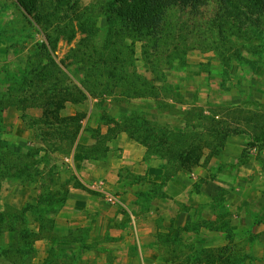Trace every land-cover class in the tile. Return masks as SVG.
I'll return each instance as SVG.
<instances>
[{
	"label": "rangeland",
	"instance_id": "374dc122",
	"mask_svg": "<svg viewBox=\"0 0 264 264\" xmlns=\"http://www.w3.org/2000/svg\"><path fill=\"white\" fill-rule=\"evenodd\" d=\"M107 1L80 0L81 8L88 6L96 20L94 26L97 32L90 36L91 44L87 45L86 42L82 44L83 49L87 51L98 48L104 40L107 22L103 12ZM214 4L213 0H204L199 5L186 6L175 13V17L187 20L184 30L187 31L189 24L188 42L193 48L185 55L179 53V59L173 58L171 64L164 65L166 83L171 89L164 90L157 98L146 97L128 101L119 99L118 89L115 90L114 96L95 92L92 95L87 94L80 103L68 102L62 114L79 115L82 118V128L94 129L109 118H117L118 115L131 111H142L151 120L176 130L183 129L187 118L195 117L196 111L193 109H202L206 114H217L218 119H226L231 125H238L248 132L229 136L218 155H211L205 149L197 164L178 170L176 175L180 174L181 179L187 180L189 174L196 172L198 178L193 183L194 191H198L203 183L218 175L226 181L229 176H234L233 184L224 189H216L212 199L213 205L211 204L209 208L201 206V213L197 214L195 219H190L191 225L198 222L202 229L181 230L179 235L183 245L179 248H173L172 245L164 247L157 240L158 229L162 226L158 221L160 217H156V211L167 207L163 204L153 205L152 198L147 199L145 196V193L153 187L151 185L154 182L153 175L151 174L150 177L147 173L141 175L133 172V168H138L143 162L141 150L144 152L145 149L127 133L121 132L112 139L109 143V152L112 154L108 152L104 158L96 160L97 163L91 164L92 160L80 159L77 170L83 173V183L75 175L64 176L65 181L59 176V173L69 166L65 157L81 158L79 151L73 148H66L62 152L41 151L38 154L39 167L44 171L55 173L58 184L67 188L66 180H68L76 186L81 184L88 191L84 193L85 196L79 197L86 202V207L82 211L72 212L70 208L64 207L65 204L61 205L60 201H56L54 206H58L59 210L53 216L61 233L67 232L68 223L71 221L86 219L84 222L87 229L81 228L79 231L80 234L85 233L87 237L88 248L83 254L86 264H128L122 261V255H118L117 252L124 253L131 244H134L132 248L136 251L137 244L142 243L143 239L145 245L150 240L148 246L151 247L150 249L159 251L158 257L162 264H185V258H182L181 254H191L198 249H204L205 252L193 264H223L216 257L219 254L223 255V260L227 264H233V261L239 258L241 260L239 264H249L251 258L248 254L259 248L257 244L260 234L259 223L263 221L260 210L245 212L244 207L247 205L248 209L252 210L253 206H257L260 202L264 204V142L253 140L250 135L253 129L251 131L247 129L245 118L264 121V16L250 12L249 19L237 18L236 24L233 20L224 21L222 18L224 28L220 35L215 24L221 19L217 16ZM213 20L215 24L211 29L208 24ZM84 36L85 34L78 32L69 43L59 40L55 52L57 59H64L69 49ZM110 37L116 40L115 36ZM41 38V29L30 23L17 6L16 0H0V88L4 89L6 86L4 72L18 74V69L25 64L31 44ZM126 40L127 43L130 41ZM178 42L180 47L184 46L181 40ZM132 46L134 52L130 54L134 58V67L140 74L151 78L152 74L143 61L142 42L135 41ZM67 71L73 82L81 85L84 66L72 63ZM157 86L163 87L164 84L159 83ZM97 88V85L93 87L95 90ZM25 112L34 118L40 114V110L36 108L27 109ZM22 116V111L15 106H9L3 112L5 132L2 137L9 142L13 150L23 151L30 146L41 145L40 139L35 137V129L29 127V119L24 117L23 122ZM251 125H254V121L250 122L249 126ZM100 127L105 133L107 126ZM78 140L84 146L93 144L91 133L86 130H82ZM43 155L46 156L41 159ZM147 159L153 166L154 172L164 163L154 156ZM124 163L132 164L123 165ZM41 180L23 185L14 177L4 175L0 180V211L7 205L20 208L24 206L20 205L22 203L33 202L36 198L38 200L40 194L38 185ZM235 186L242 189V196L238 199L228 192L229 188L233 189ZM54 188L59 189V186L56 185ZM101 189L113 196L111 201ZM223 201L229 203L230 207L225 206ZM34 203L36 202L31 204ZM185 206L182 203L179 208L184 209ZM120 210L125 211L123 222L128 223V220H132L128 210L135 216L138 215L135 220L139 225L136 229L132 225L130 228L132 232L129 230V225L121 229L111 227L109 222L113 219L112 216ZM98 213L100 216L97 219ZM204 214L211 216L213 221L218 218L212 224L214 227H224L225 224L222 222L225 221L224 229L226 228L230 233L227 236L228 241L223 240V236L216 233L218 229L207 231L203 228L205 222L201 218ZM235 214L237 219L232 220ZM33 215L28 212L30 228L37 226V218ZM249 217L253 218V225L249 224L250 219L247 220ZM115 235L118 237L114 238ZM223 241L227 243L222 245ZM2 243L5 246L15 247L16 245H13L15 236L11 232L5 233ZM68 247L79 253L86 248L79 243L74 246L71 243ZM145 254L149 262L155 257L150 255L151 251L148 248L145 249ZM39 258L37 253L32 258L31 264H40ZM134 261L132 264H141Z\"/></svg>",
	"mask_w": 264,
	"mask_h": 264
},
{
	"label": "trees",
	"instance_id": "16d2710c",
	"mask_svg": "<svg viewBox=\"0 0 264 264\" xmlns=\"http://www.w3.org/2000/svg\"><path fill=\"white\" fill-rule=\"evenodd\" d=\"M202 1L108 0L103 12L107 22L104 40L98 48L87 51L82 44H91L90 36L97 32L94 26L96 20L88 6L81 8L80 0H16L30 23L41 29L42 38L31 44L25 64L18 69V74L4 72L6 86L0 88V180L4 175L14 177L23 185L42 180L38 185V202L27 203L20 208L7 205L0 211V264H31L38 253L35 242L41 238L48 239L50 243L48 255L41 264H86L82 255L88 248L87 237L79 231L87 227H67L66 233L57 229L53 216L59 207L54 203H65L67 188L57 183L55 173L39 167L38 154L41 151L62 152L66 148H73L81 153L83 159L100 160L109 152L110 141L125 132L145 148V159L154 156L164 161L161 165L162 181L152 182L153 187L145 193L147 199H151L161 195V189L157 187L173 180L178 170L197 164L205 149L211 155H218L229 136L248 132L238 125H231L226 119H218L217 114H206L202 109H193L196 111L195 117L187 118L181 130L159 124L142 111H131L101 122L100 126H107L105 133L100 126L82 128L79 115L62 114L68 102L80 103L87 94L95 92L114 96L118 89L119 99L128 101L157 98L164 90L171 89L166 83L164 65L171 64L173 58L179 59V53L185 55L193 48L188 42L189 24L187 31L184 30L187 20L175 17V13L183 7L199 5ZM213 1L221 20L217 24L213 20L208 26L213 29L215 24L220 35L224 28L222 18L224 21L233 20L236 24L237 18L249 19L250 12L264 16V0ZM78 32L85 36L69 49L64 59L58 60L55 54L58 41L69 43ZM110 36H115L116 40ZM126 39L130 41L127 43ZM180 40L184 46L180 47ZM135 41L142 42V57L152 74L151 78L140 74L134 67V58L130 53L134 52L132 45ZM72 63L84 66L81 85L73 82L67 71ZM159 83L164 86L159 88ZM96 85L97 90L93 89ZM9 106L22 111L23 122L24 117L29 119V127L35 129L40 146H30L23 151L13 150L2 137L5 132L3 112ZM30 108L39 109V116L34 118L27 115L25 111ZM245 119L247 129H253L250 132L253 140L264 142V121ZM251 121H254L253 126H249ZM82 130L91 133L92 145L80 144L78 139ZM56 185L59 189L54 188ZM77 186L83 187L81 184ZM28 212L37 218V231L29 227ZM205 226L212 229L225 227L217 228L206 222ZM200 227L198 222L193 225L188 222L176 228L171 226L164 234L158 232L157 240L164 247L172 245L179 248L183 245L179 232L198 230ZM9 232L17 235L15 247L2 243L3 235ZM59 241L79 243L86 248L80 253L72 249L59 252L54 246ZM204 252V249H198L191 254H181V257L185 258V264H193ZM216 257L227 264L222 254ZM240 261V258L235 259L233 264Z\"/></svg>",
	"mask_w": 264,
	"mask_h": 264
},
{
	"label": "crops",
	"instance_id": "0c3cea01",
	"mask_svg": "<svg viewBox=\"0 0 264 264\" xmlns=\"http://www.w3.org/2000/svg\"><path fill=\"white\" fill-rule=\"evenodd\" d=\"M150 119V118H149ZM114 141V140H113ZM145 149V148H144ZM142 151V160L143 162H141L138 166V168H133V172L137 173V174H151L153 175V181L154 182H158L160 183L162 181L163 178V170L162 168L159 166L157 168V171L155 170V172L153 171V166L148 163L149 159H145V150L143 152ZM109 154H112L109 152ZM108 154V155H109ZM80 159H83L82 156L81 158H78L76 156H66L65 160L66 162H68L67 166L68 168L64 169L61 173H59V176H61L62 180L65 181L64 176L65 177H69L71 175H75V177L77 179H79V181H81V183H83V173L81 172V170H77V165L78 162L80 161ZM97 163L96 160H92L91 164H95ZM132 163H124L123 165H131ZM152 171V172H151ZM198 174H196V172L191 173L188 175L187 180L185 179H181L180 174H177L173 180H170L168 182H166L164 185L161 186V191L159 196H154L151 199V203L153 205H160L163 204L165 205V207H167L166 209L164 208H159L156 211V217H160V221L161 222V226L158 231L162 232L163 234L168 232L169 228L171 226L173 227H182L185 224H187L190 219H195V217H197V214L201 213V206L204 208H209L211 207L212 204V199L215 195V190L216 189H220V188H226L229 185L233 184L234 181V176L232 177H228V181L222 179V177L220 175L210 178L208 179L207 182L203 183L198 191H194L193 190V183L194 181L198 178L197 176ZM192 176V177H191ZM67 181V194H66V199H65V208H70L72 212H80L82 211V209H84V207H86V202L83 200H81L80 198L85 196V194L88 192L86 188L84 187H79L76 186L74 184L69 183L68 180ZM102 182V181H101ZM230 187V186H229ZM102 190V189H101ZM87 191V192H86ZM103 192H105L104 194L106 196H109L108 199H110V201L112 200L113 196L109 194L108 191L106 190H102ZM229 195H235V197L238 199L242 196V189L239 188L238 186H235L233 189L229 188L228 190ZM85 193V194H84ZM228 195V196H229ZM228 196L226 197V199L228 198ZM80 197V198H79ZM39 199V198H38ZM37 198L34 200L35 202H38ZM33 201V202H34ZM6 203H10L9 201H5ZM30 202V203H33ZM113 202V201H112ZM27 202L22 203L20 205H25ZM184 203L186 206L184 209H180L179 205ZM202 203V205H201ZM204 203V204H203ZM225 206L230 207L229 203H226V201L222 202ZM11 204V203H10ZM212 204V205H211ZM206 206V207H205ZM20 207V206H19ZM257 211V209L260 210V215L262 217V220L259 223L260 226V234L258 236V241L257 244L259 245V248H256L255 250H253V252H250L248 255L251 259H249V264H264V204H262V202H260L259 204H257V206H253L252 210L248 209V206L246 205L244 207V211L245 212H249V211ZM130 214V217L132 218V220H128L129 222H123L122 219L125 215V211H119L117 213H115V218L114 216H112V220L109 222L111 223V227L115 228V229H121L124 228L126 225H129V230L131 228L132 225H134V228L136 229V226L139 225L136 223V218L138 215H134L133 212L131 211H127ZM172 215V216H171ZM100 213H98V217L99 218ZM169 217L167 220H165V217ZM163 217V218H162ZM172 217V218H171ZM82 218V217H80ZM85 218V217H83ZM115 219V220H114ZM172 219V220H170ZM200 219V217H199ZM203 222H206L208 224H213L214 221H217L218 218L216 217V219L213 221L211 218V216H206L205 214L202 216ZM237 219V215L235 214L234 217L232 218V220ZM249 220V224L253 225V218L249 217L247 218V220ZM81 220V219H80ZM86 219H84L85 221ZM83 220L81 221H74V222H70L69 224V228H78V227H82V226H86V223ZM223 223V222H222ZM113 225V226H112ZM226 226V223H225ZM238 226V225H237ZM235 226V227H237ZM205 230H214L210 227H203ZM31 229H33L34 231L38 230V222H37V226H33ZM202 229V226L199 228ZM238 229V228H237ZM234 230H236L234 228ZM132 232V229L130 230ZM157 231V229H155V232ZM215 231V230H214ZM237 232V230H236ZM157 233V232H156ZM216 233H219L220 235L223 236V240H227L228 241V235L230 234L228 231H226V228H222V229H218V231H216ZM15 236V244H17V235L16 233H12ZM118 236H114V238H116ZM141 238L143 239V236H141ZM102 239V238H101ZM220 239L222 240V237H220ZM138 241V240H137ZM144 239L142 240V243H138L137 244V250L134 251L133 250V245L131 244L130 246L127 247V249L124 251V253H120L117 252L118 255H122V261L123 262H127L129 263H134L136 260V263H141V264H162L161 260H159V251L155 249H150L149 242L145 245L144 244ZM227 241L225 243H227ZM72 243V245H76L75 242H67V241H59L56 244H54L55 248L59 251H67L70 250V248L68 247L70 244ZM224 241L222 245H225ZM61 244V246H60ZM50 243L48 241V239L45 238H41L39 240H37L35 242V247L38 250L39 253V259H40V264L46 259L47 255H48V249H49ZM152 247H154V245H152ZM151 251V256L155 257L153 258V260L151 262H149V260H147V255L145 254V249H147ZM155 248V247H154ZM134 252V253H132ZM158 253V254H157ZM82 258L84 259V255L82 256ZM122 262V263H123ZM241 262V261H240ZM239 262V263H240ZM238 263V264H239ZM101 264V263H99Z\"/></svg>",
	"mask_w": 264,
	"mask_h": 264
}]
</instances>
